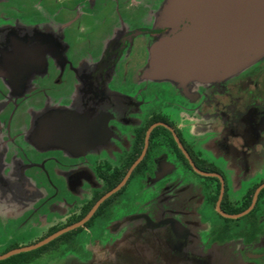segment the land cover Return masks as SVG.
I'll list each match as a JSON object with an SVG mask.
<instances>
[{
  "label": "flooded vegetation",
  "instance_id": "flooded-vegetation-1",
  "mask_svg": "<svg viewBox=\"0 0 264 264\" xmlns=\"http://www.w3.org/2000/svg\"><path fill=\"white\" fill-rule=\"evenodd\" d=\"M166 1L0 0L3 264H264V52L191 66Z\"/></svg>",
  "mask_w": 264,
  "mask_h": 264
},
{
  "label": "water",
  "instance_id": "water-1",
  "mask_svg": "<svg viewBox=\"0 0 264 264\" xmlns=\"http://www.w3.org/2000/svg\"><path fill=\"white\" fill-rule=\"evenodd\" d=\"M184 0H167L162 13V24L172 23L177 33V17ZM201 19L194 24L200 31L183 33L170 40L169 47L188 57L191 66L227 71L246 64L264 52V0H203ZM176 47H171L173 41ZM54 238V237H52ZM46 240L39 247L47 243ZM16 250L0 256L5 259Z\"/></svg>",
  "mask_w": 264,
  "mask_h": 264
},
{
  "label": "rangeland",
  "instance_id": "rangeland-1",
  "mask_svg": "<svg viewBox=\"0 0 264 264\" xmlns=\"http://www.w3.org/2000/svg\"><path fill=\"white\" fill-rule=\"evenodd\" d=\"M203 0H184V4L177 17L176 26L178 27L176 36L183 35V33H191L200 31L199 28H195L194 24L202 17L204 9L203 4H200ZM177 43L175 40L171 44V47H176ZM18 223V222H17ZM43 236L42 231L30 232L26 229H18V226H8L6 228L0 227V254L7 251L13 246H19L28 244L33 241L36 237L41 238Z\"/></svg>",
  "mask_w": 264,
  "mask_h": 264
},
{
  "label": "trees",
  "instance_id": "trees-1",
  "mask_svg": "<svg viewBox=\"0 0 264 264\" xmlns=\"http://www.w3.org/2000/svg\"><path fill=\"white\" fill-rule=\"evenodd\" d=\"M7 261H4V262H0V264H3V263H6Z\"/></svg>",
  "mask_w": 264,
  "mask_h": 264
}]
</instances>
